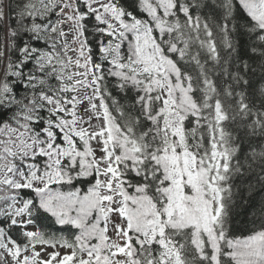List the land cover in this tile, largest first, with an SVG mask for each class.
Wrapping results in <instances>:
<instances>
[{
  "label": "snow or ice",
  "instance_id": "6c2138e0",
  "mask_svg": "<svg viewBox=\"0 0 264 264\" xmlns=\"http://www.w3.org/2000/svg\"><path fill=\"white\" fill-rule=\"evenodd\" d=\"M0 264H264V0H0Z\"/></svg>",
  "mask_w": 264,
  "mask_h": 264
}]
</instances>
